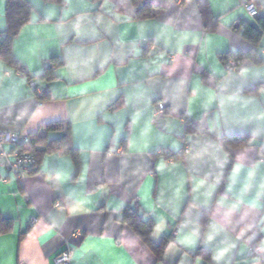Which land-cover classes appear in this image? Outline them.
Listing matches in <instances>:
<instances>
[{"label":"crops","instance_id":"crops-1","mask_svg":"<svg viewBox=\"0 0 264 264\" xmlns=\"http://www.w3.org/2000/svg\"><path fill=\"white\" fill-rule=\"evenodd\" d=\"M26 1L12 52L28 76L0 59V135L67 122L75 157L44 154L19 177L13 144H0V225L11 222L0 264H58L67 243L70 264H264V35L255 45L236 28L257 27L264 0H204L214 31L201 0H149V19L132 0ZM238 50L258 57L229 71L220 57ZM189 122L207 131L185 135ZM225 136L251 142L231 161ZM136 202L156 222L153 242L168 240L160 259L122 222Z\"/></svg>","mask_w":264,"mask_h":264},{"label":"trees","instance_id":"trees-1","mask_svg":"<svg viewBox=\"0 0 264 264\" xmlns=\"http://www.w3.org/2000/svg\"><path fill=\"white\" fill-rule=\"evenodd\" d=\"M136 6V16L138 19H149L156 16L159 8L149 0H132ZM200 11L203 17L204 25L207 30L214 31L217 23L214 22L210 7L206 1H199ZM31 13V5L26 0H7V15H8V29L4 33H0V59L4 60L9 66L19 70L24 75H27L25 68L17 61L12 52L13 39L18 35L22 27L29 22ZM258 26H252L246 21H240L236 28L241 31V34L250 42L257 45L264 35V20L259 19ZM257 54L251 50L248 52L234 51L221 55V59L227 64L229 60H235L239 68L247 59H257ZM50 68L47 69V71ZM52 79L53 76H46ZM119 104H116V107ZM114 107V106H113ZM46 131L43 134L35 133L28 136V142L13 144V150L29 151L36 155L38 163L42 155L53 153L68 146V151L75 157L74 148L71 146V129L69 123L54 122L45 126ZM61 132L59 137H50V132ZM207 130L195 123L189 122L185 128V135L196 132H206ZM223 145L230 154L231 161L234 159V150L240 145H248L251 142L250 137L245 136H225L223 138ZM262 149L264 156V144L259 147ZM183 153L175 154L169 153L168 158L174 157L179 159ZM39 168V166H38ZM32 170L29 173L37 172ZM122 222L127 224L133 231L145 242V244L155 253L160 259L165 251L167 245V238L156 244L152 240V234L156 227L154 218L143 212L139 204L133 203L124 208L122 215ZM11 222L3 221L0 225V232L5 233L10 229ZM207 250L199 249V254L204 255Z\"/></svg>","mask_w":264,"mask_h":264},{"label":"built area","instance_id":"built-area-1","mask_svg":"<svg viewBox=\"0 0 264 264\" xmlns=\"http://www.w3.org/2000/svg\"><path fill=\"white\" fill-rule=\"evenodd\" d=\"M247 12L251 17H256L258 15V9L256 5L252 2L246 4ZM227 69L229 71H239V67L235 60H229L227 63ZM165 111V106L159 104L155 110V113L160 115ZM9 141L12 144H19L23 142H28L27 136H20L17 134H5L0 135V144L2 142ZM188 147V146H187ZM186 147V150H187ZM14 161L8 162L7 166L10 170L16 172L19 177H24L29 174L32 170H36L39 166L37 157L34 153L29 151H21L18 149L13 150ZM75 248L72 244L67 243L65 249L61 252L60 256L57 258L58 264H70L71 259L74 255ZM252 251L255 252L258 256H262L263 251L257 246L252 247Z\"/></svg>","mask_w":264,"mask_h":264}]
</instances>
